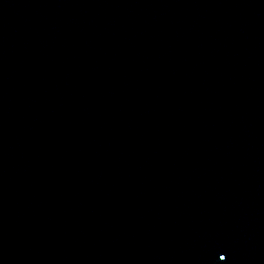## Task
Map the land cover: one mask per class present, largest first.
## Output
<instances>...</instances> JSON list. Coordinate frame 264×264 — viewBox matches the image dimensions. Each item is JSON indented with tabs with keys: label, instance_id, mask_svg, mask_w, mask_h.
<instances>
[{
	"label": "water",
	"instance_id": "water-1",
	"mask_svg": "<svg viewBox=\"0 0 264 264\" xmlns=\"http://www.w3.org/2000/svg\"><path fill=\"white\" fill-rule=\"evenodd\" d=\"M186 264H264V25L216 157Z\"/></svg>",
	"mask_w": 264,
	"mask_h": 264
},
{
	"label": "snow or ice",
	"instance_id": "snow-or-ice-1",
	"mask_svg": "<svg viewBox=\"0 0 264 264\" xmlns=\"http://www.w3.org/2000/svg\"><path fill=\"white\" fill-rule=\"evenodd\" d=\"M221 259L224 260V259H226V257L225 256H221Z\"/></svg>",
	"mask_w": 264,
	"mask_h": 264
}]
</instances>
